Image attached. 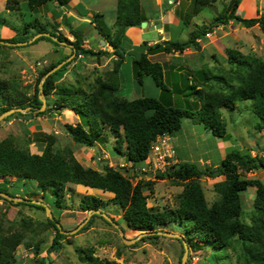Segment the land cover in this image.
<instances>
[{
  "label": "trees",
  "instance_id": "trees-1",
  "mask_svg": "<svg viewBox=\"0 0 264 264\" xmlns=\"http://www.w3.org/2000/svg\"><path fill=\"white\" fill-rule=\"evenodd\" d=\"M71 1L73 0H28V6L32 11H36L48 3L57 2L66 8ZM193 1L194 9L191 16L199 15L204 8L214 2L213 0ZM242 1L232 0L228 8L216 16L210 25H197L186 42L168 40L154 45L144 42L138 47L140 54L132 55L137 82L143 85L144 79L151 77L162 89L163 97L161 99L144 97L127 100L118 94L120 81L118 66L123 62L126 52L121 44L122 39L126 38L127 29L141 27L143 22H147L141 0H118L114 32L107 26L103 15L94 14L93 19L96 29L113 47V54L118 57L115 61V74L117 75L115 85L98 81V92L91 93L81 88H59L58 85L69 72V67L80 56L100 59L109 53L85 49L82 29H70L71 35L75 38L73 42L61 33L51 34L56 38V42L50 37L42 36L33 43L46 40L58 45L59 42H65L73 45L74 48L70 55L52 63L39 74L38 85L32 97L25 96L16 88L0 80V115L11 109L32 107L38 110L41 108L42 101L39 98L41 80L56 66L74 55L70 62L46 78L43 92L46 98H50L54 94L58 96L55 102L56 111H51L52 114L60 115L62 109H70L79 117L80 122L67 124L65 127L74 143L80 146L94 148L98 144L106 143L105 129L108 127L116 138L114 149L117 154L131 162L135 167L138 163L146 162L151 147L158 136L168 134L172 138L181 131L186 119L204 125L213 136L229 141L231 136L227 132L221 110L225 108L233 111L236 109V103L243 101L252 102L253 113L260 120L256 127L258 130H263L264 60L262 58L243 55L239 51L229 49L227 55L228 63L232 66V74L229 77L221 76L217 79L225 83L226 86L223 87L224 91L212 94L200 90L198 85L193 84H188L182 89L179 87V91H174L164 83L166 72L163 65L159 62H153L149 58L150 55L160 53H183L187 49L199 50L201 48L199 40L207 38V35L216 28L231 22H237L245 28L258 25L264 30V13H259L258 16L249 19L238 15L237 12ZM11 3L9 1L7 4L9 10H13ZM38 25L39 30L33 36L49 33L36 20L34 23L26 25L27 34L29 29H36ZM0 41L6 43L27 42V40L18 41L14 38L11 40L0 38ZM202 75L205 76L201 73ZM204 79L205 83H208L207 78ZM234 80L235 85L233 84ZM190 89L194 90L192 95L199 102L196 101L188 108H183L175 98L177 95L186 97L190 94L187 93ZM50 110L51 108H48L44 112L30 111L28 114L16 113L11 116L42 117ZM8 120L10 117L5 119V121ZM41 136L36 139V142L45 144L41 154L32 153L28 148L29 144H15L12 137L0 142V192L14 198L28 200V203L20 202L17 205H30L42 210H45L42 205H36L32 203L31 199H26L29 198V194L22 196L17 193L14 196L10 192L12 185L21 180L26 183L30 182L43 193L42 199L45 198L47 192L52 194L53 208L50 209L54 220L49 218L48 221L56 233L47 255L59 252L63 247L62 240L65 238V234H62L57 227L56 222L60 223V221L56 216L62 214L64 209L63 200L68 191V185L74 184L114 195L108 201L92 195L83 197L80 207L84 212L91 210L104 212L105 208L112 204L123 212V220L127 228L140 234L158 231L168 232L166 231L168 225L183 227L187 234V238L183 241L189 244V248L197 242L202 243V245L210 244L215 249L228 250L232 248V239L236 238V241L243 245L245 259L243 264H264V183L260 179H248L247 176L264 171V155H253L248 148L240 150L233 147L234 150L227 153L217 167H201L198 164L187 162H178L169 166L165 173H158V178L184 182L186 188L180 196L177 208L161 210L158 207L148 206V194L146 192L151 188L149 183L143 184L141 181L134 186L121 171L107 165L103 167V172L92 167H84L75 158L71 150L56 148L57 139L53 134L46 133ZM33 141L28 143L32 144ZM124 144H126L125 148ZM175 151L177 157L176 147ZM219 177H225L223 181L215 184V190L220 194V201L210 207L205 198L200 179ZM11 179H15L14 182ZM250 187L256 188L252 225L242 221L243 193ZM0 200L14 204L13 201L1 196ZM96 217L103 218L100 215L92 216V218ZM154 237L159 236L148 235L142 240ZM182 239L180 240L182 241ZM24 240V233L0 232V264H16V251ZM36 254H39L38 248ZM81 254H83L82 260L86 264H119L116 261L99 259L94 256V250L89 249L86 253L81 251ZM33 264H45V261L36 260Z\"/></svg>",
  "mask_w": 264,
  "mask_h": 264
},
{
  "label": "rangeland",
  "instance_id": "rangeland-1",
  "mask_svg": "<svg viewBox=\"0 0 264 264\" xmlns=\"http://www.w3.org/2000/svg\"><path fill=\"white\" fill-rule=\"evenodd\" d=\"M213 1L214 2L210 6L204 8L203 12L199 15L187 17L188 20L186 18L183 24L179 25L177 28H173L171 39L176 42L187 41L189 39L188 30H191V28L194 30L197 24H200L198 26L210 25L216 16L223 13L228 8L232 0ZM258 1L260 2L261 0ZM261 2L263 8L260 7V9L261 12L264 13V0ZM110 4H108L109 7L103 11L106 24L110 23L115 15V9H113ZM244 5L246 4L242 3L239 14L243 18H246L244 10L242 9ZM191 18H194V28L192 24H186L192 21ZM36 20L46 22V20L42 18L41 13L31 11L28 4L22 6L21 18L9 15L0 4V29H3L4 25L8 24L7 26L15 30L16 35L13 38L18 41L27 40L28 42L38 35L36 34L33 36L36 31L39 30V25L36 29H29L27 34L26 25L34 23ZM46 29L48 32H55L50 26ZM49 35L52 36L51 34ZM210 35L212 37H210V42L212 44H214V42L218 44L220 57L218 56V63L214 60L211 61L213 62L211 63L213 65L211 67H209L207 63L208 59H205V61L202 60L204 65L201 66L203 69L201 73L205 74V76L202 75V78H207L208 81V83L198 85V88L202 91L208 92L209 94L224 91L223 87L226 86L225 83L217 79L221 76L229 77L232 74V66L228 63L227 55L229 49L239 51L243 55L257 56L264 60V30L258 25L252 28H245L237 22H232L226 26L216 28ZM13 38L9 39L11 40ZM50 38L56 42V38L53 36ZM89 39L94 42L92 36L89 37ZM100 42L102 45L105 44L104 40L101 38ZM5 43L6 42L0 43V80L16 88L25 96L32 97L38 85L39 74L52 63L60 59L58 54L56 55V53L52 52L54 46L57 44L46 40L39 41L38 43L29 42L27 45H7ZM199 50H202V48ZM65 51H67L68 54L71 53L68 49H65L64 52ZM176 53L180 52L171 53L169 55L162 53L163 55L157 56L156 58L151 57V61H161L165 63L168 56L171 57ZM179 59L182 61L181 57H177L175 58V63ZM78 60H80V58L71 64L69 72L58 85L59 88H81L91 93L98 92V81L116 84L117 75L115 74V61L110 67L103 68L101 67L102 64L100 60L92 57H86L80 61ZM192 60L193 59L190 60L189 58L185 59L187 64L192 62ZM180 64L185 65V63ZM164 66L165 65H163V67ZM187 72L188 76L185 74L184 78L181 80L176 72H173L175 76L173 77L185 83L184 85L186 86L191 82L188 79L190 74H192L191 76L195 75L190 69H188ZM118 76L120 79L118 94L122 96L123 99L134 100L137 98L151 97L154 90L159 93L162 92V89L157 86L151 77H146L143 85L138 84L134 58L129 55H125L123 62L118 66ZM164 83L169 87L166 78ZM233 84H236L235 80ZM193 91V89L188 90L187 93L190 94L186 97L177 95L175 100L179 102L183 108H188L194 102H199L196 100V97L192 95ZM57 99V94H54L50 98H46L47 106L45 110L48 108H51V110L45 116L29 117L15 115L10 116V120L8 121H5V119L1 121L0 142L8 137H12L14 138L15 144H29L28 148L32 153L41 154L45 144L36 142V139L42 137L41 135L46 133L53 134L57 139L56 148L71 150L75 158L84 167H92L99 172H103V167L107 165L108 167L121 171L131 180L134 186L141 181L143 184L149 183L151 188L146 192V194H148L147 202L149 207L169 210L179 206L180 196L184 192L186 184L169 178L159 179L157 176L158 173H165L167 168L157 172H139V170L144 167L145 163H138L134 167L131 162H128L124 157L117 154L114 149L116 138L108 127L105 129L107 137L106 143L98 144L94 148L75 144L69 136L65 126L67 124H77L80 122V119L70 109H62L60 115L52 114L51 111H56L55 102ZM221 115L226 125L227 132L231 136V141L229 143L213 136L211 132L206 130L204 125L192 121L193 124L188 119L184 120L181 131L172 137L173 143L177 148L178 157L181 158L183 162L195 163L201 167H213L215 164H220L227 153L234 150L233 147L240 150L248 148L252 151L253 155H264V139L262 138L261 140L259 138L262 130H258L256 127V125L260 123V120L253 113L251 101L237 102L236 109L233 111L223 108L221 110ZM31 140H34L33 143H28L29 141L31 142ZM224 144L225 148L222 149L221 145ZM125 147L126 144H124V148ZM200 159L203 161H200ZM209 159L211 162L207 163L206 160ZM247 176L248 179H260L264 183V171L252 173ZM222 179H200L205 198L210 207L220 201V194L216 192L215 184L221 182ZM14 180L15 179H11L12 182H14ZM10 192L14 196H16L17 193L22 196L29 194V198L26 199L40 201L48 208H53L52 194L47 192L45 198L42 199L43 193L37 190L30 182L18 181L12 185ZM255 194L256 188L254 187H250L243 193L242 221L248 225L253 224ZM89 195L99 197L104 201H108L114 196L113 194L95 191L92 188L82 185L69 184L68 191L63 200L64 209L62 210V214L56 216L60 221L62 229L68 232V234H65V238L62 240V249L50 255H47L48 249L56 233L48 221L51 216L50 213H47L46 209H37L30 205H17L20 202L11 204L5 200H0V232H20L25 235L23 244H21L16 251V264H33L36 260H44L45 264H86L82 260L83 254H81V251L86 253L89 249L94 250V256L99 259L116 261L119 264L182 263V258L185 253L183 240L187 238L185 228L183 227L168 225L166 228V231L170 233L181 235L183 238L182 241L176 238L159 236L147 240H142V238L137 243L131 245L125 244L120 231L114 225L100 217H91L79 231L70 233L71 231H75V229L88 218V212L82 211L80 204L83 197ZM104 213L109 215L117 224L119 223L118 225L123 231L125 230L124 237L126 240H133L139 236L140 233L131 231L127 228L123 220V212L119 208L111 204L105 208ZM187 245L189 246L188 243ZM37 248L39 249L38 255L36 254ZM243 255V245L238 243L236 238L232 239V248L228 250L215 249L210 244L202 245V243L199 244L196 242L189 248V256L186 264H243L245 262Z\"/></svg>",
  "mask_w": 264,
  "mask_h": 264
},
{
  "label": "crops",
  "instance_id": "crops-1",
  "mask_svg": "<svg viewBox=\"0 0 264 264\" xmlns=\"http://www.w3.org/2000/svg\"><path fill=\"white\" fill-rule=\"evenodd\" d=\"M9 1L12 2L11 6L13 7V10L7 9V4ZM261 1L260 2L258 0H243L242 1L243 4L244 3L246 4L243 6L242 9L244 10V13L246 15L245 17L247 19L254 18L258 16L259 13L262 14L261 9H260V7L263 8ZM0 4L3 6V9H5V11L9 15H13V16L21 18L22 6L27 5L28 0H0ZM108 4H110L112 8L115 9V15L113 19L111 20L110 23L107 24L109 25L108 27L113 29L112 31L114 32L118 0H73L69 3V6L66 8L60 6L57 2H51V3H48L40 7L39 9L33 12L41 13L42 18H44L46 22H40V21L39 22L45 28L50 26L52 27L53 30H55L54 33L49 32V34L61 33L72 42L75 40V38L71 35L70 29H82L85 49H91L95 52L107 51L109 53L108 55L98 59L100 60V63L102 64L101 67L108 68L111 65H113V62L116 61L118 57L115 54H113L114 53L113 47L109 45V42L105 40V38L101 35V33L96 29V24L93 20L94 14H101L104 16L103 11H105L109 7ZM141 6H142L144 15L147 18V27L145 28L131 27L127 29L125 33L126 38L122 39V43H121L122 46L126 50L125 55H129L131 57L132 55L137 56V54L138 55L140 54V50H138V47L142 45L144 42H147L149 45H154L158 42L172 40L171 34H172L173 28L175 27L177 28L179 25L183 24V21L186 20L187 17L191 16L193 9H194V1L193 0H174L173 2H170L168 0H141ZM238 14H239V10H238ZM191 19L192 21H189L187 25L192 24L193 26L194 18H191ZM7 25H4L3 29H0L1 39L13 38L16 35L15 30H12ZM197 25H200V24H197ZM188 31H189L188 35L190 36V33L193 30L191 28V30H188ZM91 36L94 38L93 39L94 42H92V40L89 39V37ZM212 37H213V34H212ZM100 38L104 40L105 42L104 45L101 44ZM211 38H205V39L198 41L201 45L202 50L187 49L185 52L181 54L176 53V54H173L171 57L168 56L167 61L165 63L161 61H157L161 63L162 65H165L164 70L166 72V81L168 82L169 84L168 86L171 89H173L174 91H179V87L180 89H182L186 87L188 84L202 85L206 82L205 79L202 78L201 76V72L203 70L201 66L204 65L202 63L203 62L202 60L205 61V59H208L207 63L209 67H211L213 66L211 64L213 62L211 61L214 60L218 63V56L220 57L218 44H216L215 42L214 44H212L210 42ZM183 42H186V41H183ZM65 49H68L70 50V52H72L73 48L69 47L68 45L59 43L58 45L54 46V49L52 50V52L56 53V55L58 54L61 59V57L68 56L71 54V53L68 54L67 51L64 52ZM160 55H163V54L160 53V54L150 55L149 58L151 60V57L156 58L157 56H160ZM177 57H181L182 61L181 59H179L180 61L178 60L175 63V58ZM184 58L185 59L189 58L190 60L191 59L193 60L192 62H189V64H187ZM81 59H84V57L80 56V60ZM180 63H185V65H182ZM188 69H190V71L195 73V75L191 76L192 74H190V78L188 79L191 82H189L185 86L184 85L185 83L180 82V80L184 78L185 74L187 75ZM173 72H176V74L180 76V80L174 78L175 76L173 75ZM151 97L156 98V99H161L163 97V94L162 92L159 93L158 91L154 90ZM259 138L261 140L262 138L264 139V130H262V132L260 133ZM230 141L231 140L225 141V142L229 143ZM230 145L232 146L231 143ZM224 146L225 144L221 145V148L222 149L225 148ZM177 158H178V162H183V160L178 157V152H177ZM200 161H203V160L200 159ZM206 162L209 163L211 162V160L210 159L206 160ZM218 165L219 164H215L213 165V167H217ZM220 178L221 179L223 178L222 181L225 179V177H219L217 179H220Z\"/></svg>",
  "mask_w": 264,
  "mask_h": 264
},
{
  "label": "water",
  "instance_id": "water-1",
  "mask_svg": "<svg viewBox=\"0 0 264 264\" xmlns=\"http://www.w3.org/2000/svg\"><path fill=\"white\" fill-rule=\"evenodd\" d=\"M170 2H173L174 0H168ZM147 27V22H143L142 23V28H145ZM52 37L50 36L49 34L45 33V34H38L34 37V39H32L31 41H28V42H23V43H5L7 45H27L29 42L30 43H33L35 40H37L38 38L40 37ZM2 43V42H0ZM60 44H64V45H68L69 47L71 48H74L73 45H70V44H67V43H64V42H59ZM74 55L72 57H70L69 59H67L66 61H63L62 63H60L58 66H56L53 70H51L46 76L45 78L40 82L39 84V90H40V95H39V98L40 100L42 101V107L39 108L38 110H35L34 108L32 107H28V108H25V109H21V108H18V109H11L3 114L0 115V122L3 121L4 119L10 117L11 115L15 114V113H22V114H28L30 111H38V112H44L45 111V108L47 106V100L44 96V92H43V87H44V83H45V80L48 76H50L51 74H53L54 72H56L57 70H59L62 66H64L66 63L70 62L72 59H73ZM0 196L9 200V201H13L15 203L17 202H28V200H24L22 198H14L6 193H3V192H0ZM34 204L36 205H42L47 213H50V219L54 220V217L51 213V209L48 208L45 204H43L42 202L40 201H32ZM93 215H100L101 217H103L104 219H106L109 223H111L112 225H114L119 231H120V234L121 236L123 237V241L125 242V244L127 245H131V244H135L137 243L139 240H141L142 238L148 236V235H158V236H165V237H171V238H176V239H182V236L179 235V234H174V233H170V232H163V231H158V232H151V233H142L140 234L136 239H133V240H126L125 237H124V231L120 228V226L109 216L107 215L106 213L100 211V210H91L88 212V218L85 220V222L83 224H81L77 229H75V231H71L70 233H74L76 231H79L80 228L86 224L89 219L93 216ZM56 225L57 227L60 229V231L62 232V234H68V232H65L63 229H62V226L60 223L56 222ZM184 248H185V253H184V256L182 258V263L181 264H186V261H187V258L189 256V247L187 245V243H184Z\"/></svg>",
  "mask_w": 264,
  "mask_h": 264
},
{
  "label": "built area",
  "instance_id": "built-area-1",
  "mask_svg": "<svg viewBox=\"0 0 264 264\" xmlns=\"http://www.w3.org/2000/svg\"><path fill=\"white\" fill-rule=\"evenodd\" d=\"M211 35L208 34L207 38H210ZM176 162V163H175ZM178 163L176 157L175 147L172 143V138L170 135L165 134L158 136L156 142L151 147V152L148 159L145 162L143 168L139 172H149V171H163L169 166L175 165Z\"/></svg>",
  "mask_w": 264,
  "mask_h": 264
}]
</instances>
